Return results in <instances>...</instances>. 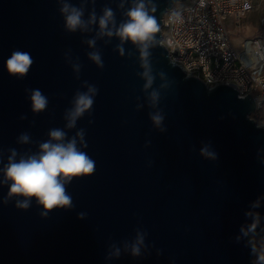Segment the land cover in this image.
<instances>
[{
  "label": "water",
  "instance_id": "1",
  "mask_svg": "<svg viewBox=\"0 0 264 264\" xmlns=\"http://www.w3.org/2000/svg\"><path fill=\"white\" fill-rule=\"evenodd\" d=\"M184 1L154 0L160 44L152 49V66L154 73L163 71L173 81L159 104L167 128L160 133L148 117L144 81L137 75L138 53L131 44L125 45L126 53H135L129 58L113 50L118 40L108 45L98 41L104 62L99 69L87 59L90 49L81 42L91 34L66 32L57 0H0L4 163L9 148L37 150L35 144L17 143L21 133L43 141L50 128L64 127L63 113L74 93L86 90L83 81L99 89L94 123H88L86 114L68 133L86 130L85 151L96 161L95 173L67 186L71 211L54 210L41 218L34 200L27 211L15 208V198L6 205L0 202V264H256L255 239H264V152L259 151L264 149V128L251 118L256 111L251 95L239 98L232 85L209 87L173 65L161 43L162 19ZM117 3L96 0L97 14L107 4L119 21ZM17 49L34 60L24 78L10 76L5 68ZM68 49L83 65L79 79L65 61ZM163 82L157 77L154 87ZM26 88H38L48 97L46 111L31 112ZM137 104L143 105L138 111ZM22 115L27 119L21 120ZM147 141L151 144L145 147ZM207 141L218 153L216 161L199 156L201 142ZM7 191L0 185V200ZM80 212L87 213L86 219L77 218ZM137 228L148 233L145 243L154 245L142 249L140 257L123 243L135 239ZM112 244L121 254L106 259Z\"/></svg>",
  "mask_w": 264,
  "mask_h": 264
},
{
  "label": "clouds",
  "instance_id": "2",
  "mask_svg": "<svg viewBox=\"0 0 264 264\" xmlns=\"http://www.w3.org/2000/svg\"><path fill=\"white\" fill-rule=\"evenodd\" d=\"M57 3L60 5L59 12L63 17L66 32L91 34L90 38L81 42L87 44L90 49L86 53L87 59L97 68H104L102 52L97 47L98 41L102 40L105 45H108L113 39L118 40L113 50L120 57H125L127 54L129 58H132L135 53L132 51L126 53L125 45L133 46L138 53L141 69L137 75L144 81L142 91L146 93L147 104L151 109L148 113L149 120L154 129L160 133H166L165 114L159 104L162 93L171 88L173 81H170L163 71L154 73L152 66V49L160 44L156 35L160 31V26L155 16L157 4L154 0H118L117 9L121 12L119 21L116 10L107 4L101 8L98 15L95 9L96 0H79L78 4L72 3L71 0H57ZM89 5L92 7L89 8ZM64 58L71 66L76 79H79L83 67L79 57L73 58L71 49H68ZM33 63L34 60L29 52L17 49L5 61V68L10 76L24 78ZM157 77L164 82L154 87ZM81 87L86 90L78 89L70 101L71 106L63 113L65 121L63 128H50L47 139L43 141H34L28 132H23L17 137L19 145L35 144L36 151L30 148L26 151L9 148L7 162L4 163L3 150H0V164H3L0 167V174H2L0 185L8 188L6 196L0 202L6 205L15 198V208L27 211L34 200L42 209L39 213L41 218H47L54 210L71 211L74 208L73 197L68 192L67 186L74 179L90 177L96 171V161L85 151L88 148L86 130L79 128L74 135L68 134L69 131L77 129L78 121L86 114L90 117L88 123H94L91 118L92 109L99 89L87 81H83ZM25 92L28 94L31 112L34 115L47 110L49 99L40 89L26 88ZM141 107L143 105L137 104L136 110L138 111ZM20 119L25 120L27 116L22 115ZM258 127L264 128V125H258ZM150 144L151 141H147L145 147ZM259 151L264 152V149ZM199 156L208 161L218 159V153L212 148L211 141L201 142ZM261 163H264V159H261ZM86 217L85 212L77 215V218L81 220ZM147 235L146 231L137 228L135 239L132 242L124 241V247L132 256L140 257L143 254L142 249L154 247L145 243ZM120 254V247L112 244L106 259L118 257ZM157 255H162V249H157ZM257 264H264V255L258 257Z\"/></svg>",
  "mask_w": 264,
  "mask_h": 264
},
{
  "label": "built area",
  "instance_id": "3",
  "mask_svg": "<svg viewBox=\"0 0 264 264\" xmlns=\"http://www.w3.org/2000/svg\"><path fill=\"white\" fill-rule=\"evenodd\" d=\"M257 1L190 0L174 7L163 16L161 43L188 76L209 87L232 85L239 98L251 95L255 113L264 114V34L245 40L239 51L227 29L229 21L239 26Z\"/></svg>",
  "mask_w": 264,
  "mask_h": 264
},
{
  "label": "rangeland",
  "instance_id": "4",
  "mask_svg": "<svg viewBox=\"0 0 264 264\" xmlns=\"http://www.w3.org/2000/svg\"><path fill=\"white\" fill-rule=\"evenodd\" d=\"M190 0L176 3L175 8H180L187 5ZM227 29L230 32L231 40L237 47V50L241 51L248 40L252 36H262L264 34V0H258L255 9L247 14L238 26L233 21L227 23ZM261 114V115H260ZM262 116V117H261ZM251 118L255 120L258 125H264L263 112H254L251 114ZM257 243V250L253 256V262L257 264L258 257L264 255V239H255Z\"/></svg>",
  "mask_w": 264,
  "mask_h": 264
}]
</instances>
